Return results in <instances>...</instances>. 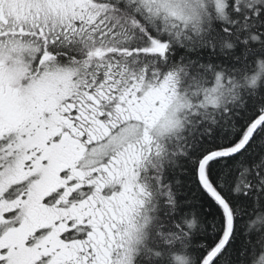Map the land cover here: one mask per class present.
Instances as JSON below:
<instances>
[{
  "label": "snow or ice",
  "instance_id": "obj_1",
  "mask_svg": "<svg viewBox=\"0 0 264 264\" xmlns=\"http://www.w3.org/2000/svg\"><path fill=\"white\" fill-rule=\"evenodd\" d=\"M0 264H264V0H0Z\"/></svg>",
  "mask_w": 264,
  "mask_h": 264
}]
</instances>
